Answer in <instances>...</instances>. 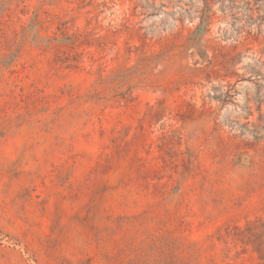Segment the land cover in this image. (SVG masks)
<instances>
[{
  "label": "rangeland",
  "instance_id": "374dc122",
  "mask_svg": "<svg viewBox=\"0 0 264 264\" xmlns=\"http://www.w3.org/2000/svg\"><path fill=\"white\" fill-rule=\"evenodd\" d=\"M0 264H264V0H0Z\"/></svg>",
  "mask_w": 264,
  "mask_h": 264
}]
</instances>
